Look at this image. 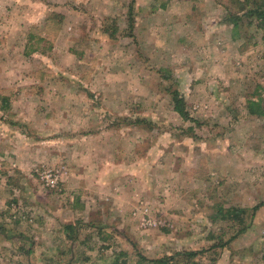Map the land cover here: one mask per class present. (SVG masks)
<instances>
[{"label":"rangeland","instance_id":"374dc122","mask_svg":"<svg viewBox=\"0 0 264 264\" xmlns=\"http://www.w3.org/2000/svg\"><path fill=\"white\" fill-rule=\"evenodd\" d=\"M177 1L0 0V113L7 122L18 121V115L22 120L16 129L0 123L6 129L0 134V185L11 186L9 200L21 203L14 187L61 190V163L49 153L44 161L27 158L34 157L29 151L36 148L30 140L40 137V113L47 112L44 121H49L51 112V99L37 95L65 91L74 95L68 100L76 122L100 121L105 136L122 140L121 162L134 163L152 149L149 161L155 162L156 173L166 168L179 175L174 183L179 191L165 196L168 208L160 207V188L153 180L149 196L139 197L127 209L137 222L120 227L118 263L135 264L136 253L152 246L143 244L142 237H152L157 243L148 251H157V259L171 257L169 264H264V205L243 233L238 232L240 226L213 218L218 208H237L244 209L249 220L252 209L264 203V118L250 116L246 109L247 99L258 97L264 106V32L250 27L244 38L232 40L230 26L223 24L224 11L217 5L192 29L183 22L176 25L172 17L178 12ZM164 4L167 12L161 9ZM207 5L189 3L181 12L193 6V14L198 13ZM114 25L118 33L110 38ZM169 84H175L198 124L173 114ZM53 100L61 106L69 102L65 96ZM137 117L151 121L154 129L123 122ZM29 118L30 128L20 129ZM49 137L41 138V148L51 149ZM149 161L141 164L138 175H145ZM45 169L60 172L57 188L40 180ZM142 205L159 223L157 228L139 226ZM13 215L11 222L26 219ZM188 251L200 255L188 262L177 256Z\"/></svg>","mask_w":264,"mask_h":264},{"label":"crops","instance_id":"0c3cea01","mask_svg":"<svg viewBox=\"0 0 264 264\" xmlns=\"http://www.w3.org/2000/svg\"><path fill=\"white\" fill-rule=\"evenodd\" d=\"M203 2L208 5L206 9L199 11V14H193V6L186 8L188 12H181V7L185 8L189 3ZM176 3L179 8L172 17L174 22H178L176 25L183 22L182 26L189 29L206 18L204 12H210L216 7L211 0H179ZM161 9L167 12L168 5L164 4ZM37 96L45 100L51 99L49 121H44L47 112L40 113L42 123L49 122V125L42 127L41 123L39 140L29 141L32 144L36 142V148L29 151L34 157L27 159L44 161L51 158L61 163L64 169L61 177L64 181L61 190L55 192L28 185L26 188L14 187L19 189L23 200V203L18 200L17 205L16 201L9 200L12 194L11 186L0 185V264H129L128 261L117 262V246L123 242L120 227L131 226L137 222L126 214L127 209L131 210L139 197L145 199L149 196V182L153 180L160 188V207L168 208L165 196L177 193L178 188L174 187V183L179 175L173 172L175 170L164 167H157L159 171L164 169L162 173H156L155 162L149 161L152 149L148 150L145 158L135 160L134 163L121 162L124 158L122 140H118L116 136H105L102 122L92 121L90 118L83 122L74 120V108L68 100L74 95L65 91H45ZM63 96L69 102L65 101L62 106L60 102L53 100ZM46 105L49 103L44 104ZM59 105L61 107H58ZM0 108L3 111L4 106ZM16 118V122H7L0 113V123L9 129L19 128L18 123L22 120L19 115ZM29 121L30 118L24 128L20 129L30 128ZM4 126H0V134L2 130H6ZM43 136H50L46 138V143L51 145L50 150L41 148ZM149 140L150 147H153L152 138ZM135 141L136 147L137 139L133 140ZM27 153L28 151L25 154ZM147 161L151 168L148 167L145 175H138L141 164ZM19 169L26 170V167ZM185 183L188 186L193 184L187 180ZM227 192L229 193V188ZM24 208H28V212L24 211ZM13 214H22L26 219L18 218L11 222ZM15 217L16 215H13V218ZM141 242L152 246L157 243L152 237H142ZM152 246L141 249L138 253L148 259L159 258L157 251H148Z\"/></svg>","mask_w":264,"mask_h":264},{"label":"trees","instance_id":"16d2710c","mask_svg":"<svg viewBox=\"0 0 264 264\" xmlns=\"http://www.w3.org/2000/svg\"><path fill=\"white\" fill-rule=\"evenodd\" d=\"M214 4L219 6L224 11L223 24L230 26L231 28V38L232 40H239L244 38V31L247 28L253 27L257 32H264V0H213ZM133 3V1H132ZM131 3V4H132ZM132 7H130L129 14L131 15ZM57 16V15H56ZM61 17V16H60ZM49 21V19H47ZM51 20V19H50ZM130 22V27L133 25V19H128ZM46 25H49L47 23ZM59 26V22H58ZM57 29L58 30V27ZM47 29V26H45ZM48 30V29H47ZM49 33V31H48ZM118 33V28L114 25L111 27L109 33L110 38L114 37ZM50 34V33H49ZM132 33H129L128 37H131ZM167 74L168 71H166ZM165 80H171L170 76H163ZM175 85V84H174ZM169 84L167 87V92L170 96V101L172 104L173 111L184 121L192 122L198 124L194 119H192L187 111L185 99L180 95L177 88ZM253 95H257L256 92ZM251 95V97L253 96ZM257 97V96H256ZM246 109L247 113L250 116H255L258 118H264V106L261 104V99L258 97L255 101L253 99H247ZM124 124L130 126L144 127L148 131L154 129V124L151 121H148L145 118L137 117L135 119H124ZM264 205L261 203L258 206H255L252 209L251 217L247 220L246 211L244 209L237 208H218L215 215L213 216L214 220L219 219L223 222L234 223L240 226L238 232L243 233L248 228V221L253 218L254 212L259 208V206ZM222 246V245H221ZM264 247V240H263ZM183 256L186 261L194 260L200 253L188 251L178 253L177 256ZM137 261L135 264H169V261L172 260L171 257L164 259H148L142 256L140 253H136Z\"/></svg>","mask_w":264,"mask_h":264},{"label":"built area","instance_id":"2783aa9c","mask_svg":"<svg viewBox=\"0 0 264 264\" xmlns=\"http://www.w3.org/2000/svg\"><path fill=\"white\" fill-rule=\"evenodd\" d=\"M39 178L42 183L51 189L57 188L60 183V172L56 170L45 169L39 173ZM141 218L139 219V226L144 230L155 229L159 225L156 219L152 218L149 209L146 206H141ZM133 216L137 213L133 212Z\"/></svg>","mask_w":264,"mask_h":264}]
</instances>
